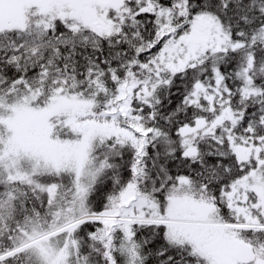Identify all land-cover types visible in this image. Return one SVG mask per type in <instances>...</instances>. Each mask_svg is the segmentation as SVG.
I'll return each instance as SVG.
<instances>
[{
  "label": "snow or ice",
  "instance_id": "6c2138e0",
  "mask_svg": "<svg viewBox=\"0 0 264 264\" xmlns=\"http://www.w3.org/2000/svg\"><path fill=\"white\" fill-rule=\"evenodd\" d=\"M0 264H264V0H0Z\"/></svg>",
  "mask_w": 264,
  "mask_h": 264
}]
</instances>
